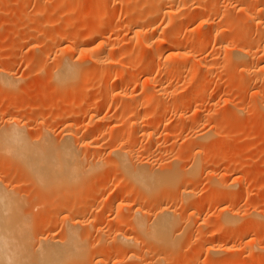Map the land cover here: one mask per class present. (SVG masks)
<instances>
[{
    "label": "rangeland",
    "instance_id": "374dc122",
    "mask_svg": "<svg viewBox=\"0 0 264 264\" xmlns=\"http://www.w3.org/2000/svg\"><path fill=\"white\" fill-rule=\"evenodd\" d=\"M63 1L62 0H39L38 2H36V0H0V127L4 126L8 121H11V120L14 121L13 119H15L16 121H18V123L21 122L23 125L27 126L25 128L28 134H31L30 136L31 139L39 138L35 141H41V138H44V135L46 131L48 130L49 131L53 130L54 134L57 136H61V134L63 135V132H65L63 127L66 125V121L69 120L70 113L78 112L81 110L80 112L82 115H80L79 119L77 120V123L87 124L88 123L87 119L89 118L88 116L92 113L94 114V112L96 114L98 110L97 105H99L100 112L99 111L98 112L100 116L102 118L106 116L107 119L105 118L106 119L105 128L102 129L103 131H101V137L99 138L100 142L98 141L100 145L103 146V148L101 149L102 152H99L100 156L99 154H96L95 152L94 154L93 152H81V153L78 152V155L79 153L82 154L83 156L88 155L89 158H87L86 156L84 157V161L86 164H88L89 162H92L94 157H100L102 160V162L100 161L102 166L99 168L100 170L97 171V173L95 174L97 179L95 178V176L93 178V180L97 182V190H96L97 193L95 191L93 194L96 196V199L97 198L98 199L97 200L94 199L93 203H92V200H89L90 206H88V208L90 211L88 212V214H85L79 218L80 222L83 221L82 225L85 228V233H88V234L90 233L89 235L91 236L90 238L87 237L86 238L87 240L85 242L86 244L85 247L90 248V249L86 248L87 249L85 250L86 253H84L88 259L85 258L86 260L85 259H82V260H85L84 262H86L87 264H92V263L97 264L99 261H102L103 263L105 262L104 264H114L115 262L114 258L113 256H111L113 254L111 253L110 255V252L112 249L114 251L117 246L116 245L117 241H114L116 240V238L114 237L115 233L117 231H121L122 229L123 230L128 229L127 233L130 232L129 235H132L134 237L135 235H133V232H131L132 231L130 229L131 225H130V222L128 221L129 219L130 221L133 219V216H132L133 213L136 210L142 208L143 211L147 210L146 212H149L148 216L151 215L150 217H148L149 221L151 219H153L154 221V218H156L155 212L158 211L157 213H159L161 208L165 207L166 205L167 207L169 206L172 208V210L176 212L178 211L177 213L181 214V215L180 214L177 215L179 216L178 220L181 222L180 223L178 221L180 224V225L178 224V230L180 231V232L178 231V233L180 234L178 242H180V244H178L177 242L176 244L177 246L175 245L176 248L173 251H171L173 253L161 252L162 254L159 253L158 254L159 256L155 255L154 258L152 255H148L147 259L149 262L148 261L145 262L146 258L144 259L143 257L142 258L143 261L142 260L138 261V264H140V262L141 264H144V263L145 264H149V263L150 264H154V263L155 264H216L217 261H218V264H250L255 261L257 262V264H264V105L262 104L264 103V79H262L263 81L262 80L258 81L259 83L258 82L254 83L250 81L247 82V80H245L246 79L245 76H243L241 71L239 72L238 70L237 72L236 71L237 69L236 70L234 69V71L230 70L233 74L229 75V73H231L230 71L228 70L225 71V69H223L222 67H221L222 69L221 70L220 67H218L216 64L215 70L217 69L218 70L217 72H215V75H217L218 72L221 70L220 73L222 75L220 73L219 75L224 80L222 81V84L221 82H219L221 81L222 78L217 76L219 80L217 79L216 81L218 82L215 81V82H212L211 84L204 86L203 89L205 92L204 93L205 96H203L202 97L203 99H201V101L196 106L194 105V107H190L189 104L188 105L185 104L186 106L182 105L184 107L183 108L180 106V104L179 105L176 104L178 102H176L177 100H175V98H177L178 95H180L183 97V99L184 98L186 99V103H187V101H190L192 96L197 92L199 88L198 86L201 85V80L197 82L193 81L192 83L191 81L192 79H190L191 75L189 74L190 72L188 71L190 65L194 63L195 60H198L204 57H210V58H215V61L217 60V62H221L220 61L221 57L222 55L224 56V54L223 53L220 54L221 55L220 57V55H218L220 53L219 50L218 52L216 51L219 45L218 41L215 42L214 41L215 39L212 38L211 40H209L207 38V40L205 39L202 42V40L200 39L201 38L200 34L201 32H205V29H206L205 27H204L205 28L204 31L202 30L204 25L208 28L211 27L209 24L207 25H209L210 27L207 26L206 22L204 23V20H203L204 18L206 20L207 16L209 15V13L208 15L206 14V12H208L209 7H210L207 5L208 4L210 5L211 2L214 1V5L218 7V3H219V5L222 7L223 5L224 6L227 5L229 0L228 1L226 0H194V1L193 0H186V1L180 0L181 2L176 0L177 2H175V4H177L178 7L180 6L181 8L180 7L179 8L181 10L177 9L178 7L175 4L174 5L172 4L170 6L173 8L177 7L176 9L172 8L174 12L173 18L175 20L174 19L171 20L170 17L166 18L168 15H165V13H162V16H161V13H160V15H158L159 17L157 16L155 18L157 20H152L149 23V25L144 23L145 24V25L143 24L145 26L144 28L147 27L146 30L149 27V30L156 31L155 39H150V41H152L150 43H152V48L154 50L159 49L157 56H155L156 54L152 56L153 53L150 52L152 57L149 55L150 57L147 58L148 61L141 59L142 57L140 56L142 55L140 52L141 50L140 48H138L139 46L136 47L138 45V42H137L138 39L136 38V36H134L135 26L132 24L134 23L133 22L134 16L136 18L139 16L147 18L154 11V6L153 4L150 3V2L154 3V1L153 0H147V1L146 0H140V1L139 0H125V2L129 1L127 3L128 6L125 5V7L126 6L127 7L124 8L123 4H120V5L121 6L123 5L122 7L124 11L126 9V12L122 13L123 12L122 7L118 5L119 7L117 6L118 7L117 11L119 13H116L115 15L113 14L107 17L109 23L113 25L115 24L118 28L116 26L115 27L117 29L113 28L112 26L105 28L104 33H102V35H100L98 39L99 41L101 40L109 41L110 39H112L111 38L112 36H114V38L117 36L116 38H118L117 39L118 42L115 43L114 40L116 38L115 39L113 38L112 39L113 41L112 40L109 41V43L112 42L114 45H116L114 46V49H116L117 51L112 50V49L110 50V48L113 47L112 46L113 44L111 45L112 47H110L108 46L109 43H107L106 49L104 51L105 54H106V51L110 53L112 51V54L114 53L119 56V53L120 55L121 54L123 55V53H125L128 50L129 51V52L127 51V53H129L128 56L126 57V55H124V57H126L127 59L130 56V54H131V57L134 56L133 58H135V56L137 58L140 57L138 60L142 64V66L143 67L145 65L146 66L148 65V67L150 66L151 68L150 72H153L152 76H155L153 77L154 79H152V82H151L152 85L158 80L159 67H161V65L162 67H163V64L168 67H171L172 66L171 64L174 65L173 62H176V63L180 62L177 57L173 55L171 56L172 52L169 50L170 43L169 42L163 43L159 40V37L161 35L165 33V35L170 36L172 34V36L175 35L176 37L179 36L180 38L182 36L181 39L185 38V40H189V42H192L193 44L194 42H197L194 44L195 46V47L193 46L194 48L188 46L187 43L186 44L184 43L185 46L183 45L181 46L182 49L186 48L187 46L190 47L191 49L189 48V50L191 52H193L196 49L195 50L196 52L194 51L195 54L192 53L194 58L191 57L192 55H189L190 58L189 57L185 58L184 56H181L180 63H182L181 65L183 67L184 66L186 67V68L184 67V72L182 71L183 74L181 75L183 76V78L182 77L181 78L184 80L181 79L182 82H180L181 84L179 86L180 88L178 92L175 93L174 97L173 96L171 97L168 104H166L167 106L166 107L163 106L167 109L162 107L164 109V110L162 109L163 113L161 110L160 112L161 114L158 112L159 114L156 116L157 113L154 114L156 112L155 106L159 103L160 98L159 99L157 98V100L154 102H149L148 104H146V106L142 108V111H144L142 113H146V112L153 113L152 114L153 117L149 119L150 120L149 122L139 127L140 129L139 128L136 129V130H140V132L135 131L141 137L142 135L144 136L143 131H145L146 129L153 128L155 129L157 139L160 141L159 143L164 144L163 142H165L164 140H166L165 142L166 144H164L165 151L161 152L162 153L161 154L160 152H156L155 150L157 148L156 145L153 148L152 147L147 148L146 146H148L147 145L148 139L146 138V136L145 138L141 137L144 140L142 141L143 145H140V146L141 147L143 146L146 149L144 150L142 148L143 150H141V147H139L140 152L138 153L139 155H142L139 157L142 158L141 159L142 161L144 160L147 161L148 159V161H150V164L152 165L154 163L153 165L156 167L160 166L158 164H161V165H164L165 163L171 164V162L178 161L181 167L186 168V170H188L186 177H183L184 181L182 185L180 184L177 187H171L170 190L172 192L170 193H169V190H166L169 188H166L165 191L163 189L161 190L159 189V191L158 190L156 192L153 191V194L152 192L149 193L148 195L150 196L148 197L151 200H152V197L153 199H157L155 201L152 200L150 202H148L150 199H147L148 201L145 200L144 195L139 196V194H134L132 197L131 205L126 206L125 208H123L122 206L123 204L122 205L120 204L121 201H118V203L120 202L118 204L116 200L114 202L115 204H112L111 206L112 210H111V207H109L110 205L108 204V201H107V198H108L106 197L108 196L107 193L111 191L110 188L114 186L116 181L117 182H119L120 180L123 181L125 176L123 173L122 175L120 174L122 170L119 167L120 165L119 158L121 157H118L116 153H113L115 154V156L117 155L118 157L117 158L112 154V152H109V151L113 147V141H114L113 139L119 134H121L124 130L127 131L126 129L122 131L121 129L123 128L120 129L115 126L118 125L117 120L120 121L119 119L122 116L123 112L127 113L126 110H128V113L130 112L129 109L131 108L130 106L132 105V103L133 105L135 103L138 104V105H135L134 108H136V106L137 108L141 106L142 104L141 98H143L142 92H144L143 86L145 85V82L149 78L148 77L149 72L145 71V73L144 72L137 73V71L136 72L126 71L124 72L125 75L124 74L122 75L123 77H125L124 80L126 81V83L127 81L129 83V85L127 83V87L123 90V92L126 90L127 93H122L121 90L115 91V94H113V92H110L109 99H107L105 95H103V97L102 95H98L94 97L93 99H90L88 96H86L84 98L83 103L78 102L79 104H77V101L74 100V95H72L74 92L73 91L74 89L73 88L69 89L70 90V91L68 90L69 93L65 92L63 91V89L56 86L55 82L51 78L50 71H52L53 66L58 61L59 55L61 56L58 50L60 47L58 46L60 42H59V39H57L56 33L61 29V26L65 23L64 22L65 20L67 21L68 19H71V18L72 19H82L86 16L92 17L93 15H94V18H97V17L104 15L105 10L108 11L110 10V8H113L111 6L114 3V0H103L104 2L100 5V8L99 6H96L95 0H90V2L87 1L85 3L83 2L80 3L81 5L84 4L83 6L78 5L79 1L81 2V0H77V1L74 0L71 3V6L65 5L64 7L62 5ZM182 2H184L183 5H182ZM226 2L227 4H224ZM252 3L255 4L256 1L253 0L251 2L250 0L249 4L251 5ZM103 4L105 5V7L103 6ZM253 4L251 6H253ZM44 5L47 6L46 9L44 10L47 13V15H50L49 17L52 21L51 22L47 21L48 23L45 22V23L39 24L35 22L34 20H32L31 18L34 16V14L37 11L41 13L40 11L43 9ZM181 5L184 7H182ZM200 5L201 7L203 5L205 6L204 8L202 7L203 9H205L204 11L205 13L200 10L202 9L200 8ZM142 6L144 9L142 8ZM136 7H139L140 9L139 8L136 9ZM170 7L168 6L167 8L169 9L167 10H170ZM195 7L197 10L195 9ZM36 8H38L39 10ZM134 9L136 11H134ZM44 10H42V12H44ZM94 10H96L97 12ZM128 10H130V12H128ZM221 10H224V7ZM138 11H140L139 14H138ZM234 13L235 12H233V14ZM240 13L241 12H239V14ZM30 14H32L31 15L32 17L30 16L31 18L29 17ZM143 14H145V16H143ZM235 14H236L235 16L233 15L234 19L236 18L241 19L245 17L243 13L240 15H237V13ZM189 18H192V19H189ZM224 19L219 18L218 22L216 20L217 22L216 26H219L220 28H222V29L218 28L219 30H223L226 27V26L225 27L221 26V25H224L223 22L228 21L227 19L225 20ZM201 23L203 24L202 29H201ZM218 23L219 24L222 23V24L218 25ZM140 24L142 25V23ZM125 26H128V27L131 26V27L128 29V27L126 28ZM235 30L233 29L234 32L237 31ZM167 32H169V34ZM83 33L84 31L82 33H79L80 35L74 36V38L70 36L69 37L66 36L67 38L64 40L65 45L70 46V48L74 47L75 44L79 43V41L83 39L82 38V35H84ZM227 33L229 35L230 34L234 35L232 34V31H227ZM107 34L110 35L109 36L110 38L105 40V38H107ZM237 34L239 36L238 32ZM237 34L235 38H238ZM256 34L257 33L252 35V38L249 39L250 41L248 40V42H245V44L243 42L242 43L239 42V39H238L236 43L238 42L239 43L236 44L234 42L235 44L233 43V46L235 45L237 47L238 45L241 46L243 44L244 46L247 45L249 48L256 47L254 45L258 43L259 41L257 40L260 39L258 34L257 35ZM55 36L57 40L54 39ZM134 40H136L137 45H135ZM208 40L211 42H209ZM204 41H206L207 43ZM188 47L186 48L187 50H188ZM71 53L73 54V52L72 51L69 52V54L72 56ZM234 58L235 57H233V60L236 61V58L235 59ZM188 59H191V62L188 61ZM183 61H187V62L184 63ZM235 61H233V63ZM239 61L240 60H238L235 63L237 64ZM236 64H234V66H236ZM219 66H222V65H219ZM109 69L111 68L106 67L104 70L106 72L107 71L110 72ZM3 72L10 73V80H11L10 84H7L3 81L2 77L4 76L1 75ZM108 72L106 73L107 75H108ZM107 77L106 78L103 77L102 81L100 80L98 82H95L94 86L96 87L100 85L102 90L103 88L106 89L107 80L105 79H107ZM153 80H154V83H153ZM189 80L191 83H189ZM109 81L110 79L108 80V83ZM223 83L224 84L226 83V84L224 85ZM105 89L103 91H105ZM254 92H256V94ZM103 93L106 94L105 92ZM254 94L256 96H254ZM91 102L94 104L97 103L95 105L97 109L93 107L94 104L92 105ZM127 103L128 105L129 104L130 105L128 106ZM155 103L157 104L155 105ZM89 105L92 106V108L89 107ZM101 108H102V111H101ZM182 108L185 110V111L183 110L185 113L187 112V116H186L187 120L186 119L182 120V118L179 116V113L181 112ZM174 110L175 112L180 110V112H177L178 113L177 114L174 112ZM86 113H87V117H86L87 119L84 118V115H86ZM200 113L201 114L210 113L211 115L209 114L210 117L209 118L207 117L205 119L206 121L204 120L206 123L204 121H202V123L199 122L197 126L198 128L196 130H193L191 128V125H193V122L198 118L197 116ZM107 125H108V128L113 126V128L115 127L116 129L114 128V130H112L113 128L111 129L109 128L110 130L108 132ZM92 127L95 128L94 125ZM181 127L183 128L181 129ZM202 130H204V132L205 131L211 132L208 137L209 141L206 139L207 141L205 142L203 141L202 142L200 141L201 143L199 141L197 143L194 142L195 141L194 137L196 138V133ZM81 136H83V132ZM191 141L193 142V144L196 143L197 146L195 147L196 144L193 146L191 144L192 143ZM189 146L191 147L193 146L192 149H194L195 152L193 150L192 152L191 147ZM187 148L188 150H190V152L187 150ZM148 149H150L152 152H150V150L149 152H143L146 150L148 151ZM5 153L3 151H0V179H3L6 183H10L11 188L14 187L16 190H19V192L21 193V197H22L21 201L24 200L22 201L24 202L23 212L27 213V217H23V214H22L21 216L22 220L23 221L29 220L30 227L29 226L27 227L29 229L32 226L33 233L36 232L38 234H42L43 232L40 233V231L42 230L46 233H49L50 235L55 233L53 235L54 236L56 235L55 238L59 239L61 236L60 232L62 233V230H63L62 218L65 217L68 214V212H70L68 211L69 207H67L68 204L66 203L67 193L69 189L67 187H62V188H59L60 190L59 191L57 190L56 192H54V190L51 188H49L48 191L47 189H45L41 193L40 191L39 193L38 191L37 192L34 191L33 186H32L33 183L31 182L32 181L31 176L30 174H28V171H29L28 168L23 163L17 161L16 159H12L10 154H9L10 156L9 157L8 154H5ZM111 154L113 156H111ZM92 155H95V156H92ZM114 157L117 160L116 163L118 162L117 166L115 165L116 163H115ZM178 159H180L181 161ZM138 160L136 162L141 161V160L139 161ZM195 161L197 164L195 163ZM109 163L111 164L114 163V164H112L113 165L112 166ZM98 175H102L103 177L98 176ZM119 177H121L122 179ZM127 178L128 177L126 176V179ZM216 178L220 179L221 181L223 180V182L227 184L226 187L224 184V187L220 188L222 194L218 193L219 195L214 194L216 188L214 190L213 189L214 185H212L211 183V180L216 179ZM190 179H192L194 182L192 180L191 181L193 183L189 181ZM127 180L124 181L125 183L124 182L122 183L126 185ZM195 181H197V183ZM109 185H112V186L108 187ZM102 187H105L103 191L100 190V192H98V189H101ZM173 188L175 189L178 188V190H175L178 193L175 192V194H173L175 195V197L171 196V194L174 193ZM77 190H80L78 194L74 192L73 193L75 197L77 196L79 200L76 201L74 204H77L79 203V201H82L83 195H85V192H86L85 191L86 188L81 185V188L80 186L75 188V191ZM185 190L186 191L191 190L190 192L192 193L194 191L193 196L190 199L187 196H185L186 194L184 195V193L186 192ZM53 193H56L58 195L53 194ZM230 193L234 197L231 195L232 197L231 198L229 197L230 198L229 199L227 194H230ZM212 194H214L215 196ZM155 195H158L159 197ZM75 197H74V200H75ZM181 197H183L182 200H181ZM188 201H190V203ZM224 207L225 209L229 207L231 210L233 209L236 211H239V210L241 211V212L239 211L241 214L240 219L238 220L239 225L236 223L237 226L236 224L234 226H231L236 229L238 236L231 241L228 240L229 234H230L228 232L230 231H226V234H225V231L224 233L222 231V234H221V229L219 228V226L221 225L220 218L225 211ZM199 210L202 212H200ZM194 212L195 214H193ZM200 213H202V215ZM192 214L194 218H190ZM195 215L198 216V219H197V216ZM206 219L207 220L211 219L209 221L211 223L209 222L205 223L207 222ZM49 220L51 221L50 224H49L50 222ZM57 221H58V224H57ZM125 221H127L128 224H126L127 222ZM123 223L126 224L127 226L123 225ZM42 224H43V227L49 225L50 229L49 227L43 228L42 226H39ZM185 225H188L189 227L187 226L188 227L187 228L185 227ZM32 228H31V231H32ZM45 234L43 235V237L53 236V235L50 236L49 234L48 235L46 234L45 236ZM215 244L216 245L219 244L220 246L222 245L221 248L222 250L223 249L224 250L223 251L221 250V252L220 251L217 252V254L212 253L210 249ZM249 247L252 248V250ZM104 249H106V251L108 249L110 252L107 251L106 252L107 254H103V252L105 253ZM128 251L125 253L124 251H122V254L124 255L126 254L125 260L120 261L115 264H131V262L136 263L135 259H132V260L128 259V256L131 255L129 254ZM89 253H90V256H88ZM151 256H152V259H151ZM157 258H160V260H157ZM84 262L82 261L83 264Z\"/></svg>",
    "mask_w": 264,
    "mask_h": 264
},
{
    "label": "bare ground",
    "instance_id": "6f19581e",
    "mask_svg": "<svg viewBox=\"0 0 264 264\" xmlns=\"http://www.w3.org/2000/svg\"><path fill=\"white\" fill-rule=\"evenodd\" d=\"M38 1L36 0V2H38ZM73 1L74 0H64L62 5H63V7L65 5L71 6V3ZM87 1L90 2V0H85V1L81 0V2L79 1L78 5H81L80 3H82V2L85 3ZM95 1H96V3H95L96 6H99V8H100V5L104 2L103 0H95ZM153 1H154V3H152V2H150V3L153 4L154 11L152 10L153 12L147 18H144L141 16L136 18L134 16V19L132 18L134 21L131 20L134 22V23L132 22L133 23L132 25L135 26L134 27V33H135L134 36H136V38L138 39V41H137L138 45L136 44V40H134V43H135V45H137L136 47L139 46L138 48H140V50H141L140 52L142 55L139 54L140 56H142L141 59L146 60V61H148L147 58H149L151 56L150 52L153 53L152 56L155 54H156L155 56H157L159 49L154 50L152 48V43H150V42H152V41H150V39H155L156 31L155 30L154 31L149 30V27L146 30L147 27L144 28L145 27L144 23L149 25V23L152 20H157L155 18L158 15H160V13H161V16H162V13H165V15H168L166 18L170 17L172 20V19H174L173 18L174 17L173 9H176L178 7L177 4H175V2H177L176 0H153ZM178 1H180V0H178ZM226 1H228V0H226ZM249 1L250 0H229L228 4L226 2L224 4H227V5H225V6L223 5L222 7L219 5V3H218V7H217L216 5H214V1H213V2H211V4H213V5H211V4L207 5V6H210L208 12H206V14L208 15V13H209V15L207 16L206 20H205V18L203 20H204V23L206 22V25L209 24L211 26L210 27L209 25H207L211 29L206 27L205 25L203 26V24L201 23V29L203 26V29H202L203 31L205 28L206 29L208 28L209 30L207 29V31H206V29H205V32H201V34H200L201 38L200 39L202 40V42L205 39L207 40V38L209 40H211L213 38V39H215L214 40L215 42L218 41L219 45H218V49L216 48L217 49L216 51L218 52V50H219L220 53L218 55L223 53L224 56L222 55V57H223L222 58L220 55V57H221L220 61L221 62H217V60L215 61V58H210V57H204V58L195 60L194 63H192L190 65L188 71L190 72L189 74L191 75L190 79H192L191 80L192 83H193V81L197 82V81L201 80V85L198 86L199 88H198L197 92L192 96L190 101H187V103H186V99L185 98L183 99L182 96L178 95V97L175 98V100H177L176 102H178L176 104H178V105L180 104L181 107H183L185 104H187V105L189 104L190 107H194V105L196 106L201 101V99H203L202 97L205 96V94H204L205 92H204L203 87L208 85V84H211L212 82H215L217 79L219 80L218 77H221L219 75L220 71L222 70L221 67L223 69H225V71L226 70H228V71L233 70L234 71V69L235 70L237 69L236 70L237 72H238V70H239V72L241 71L243 76H245V78H246L245 80H247V82L250 81V82L255 83V82H258V81L264 79V2H263V0H255L256 3L255 4L252 3L253 6H251L252 4L250 5ZM252 1L253 0H251V2ZM48 2H50V1H48ZM75 2H74V4H75ZM128 2H125V0H114V3L112 2L113 4L111 6L113 8H110V10H108V11L105 10L104 15L97 17V18H94V15H93L92 16L93 18L91 16L90 17L86 16L82 19H72L71 18V19H68L67 21L65 20L64 21L65 23L61 26V29L56 33L57 39H59V42H60V44L58 45V46H60L58 50H59V53L61 54V56L59 55L58 61L53 66L52 71H50L51 72L50 73L51 78L55 82L56 86L63 89V91H65V92H68L69 89H72V88L74 89L73 90L74 92L72 95H74V100L77 101V104H79L81 102L83 103L84 98L86 96H88L90 99H93L94 97H96L98 95H102V97H103V95H105V97L107 99H109L110 92H113V94H115V91L121 90L122 93H127L126 90H125L126 92L125 91L123 92V90L127 87V83H128V81L126 83V81L124 80L125 77H123V75H122V74H124V72H126V71L127 72L128 71L129 72L130 71H135V72L137 71V73L138 72H141V73L144 72L145 73V71L149 72V76H148L149 78L147 79V81L145 82V85L143 86L144 92H142L143 98H141L142 99L141 100L142 101L141 106L139 108H137V106H136V108H134V106L138 105V104L135 103L133 105V103H132V105L130 106L131 108L129 109L130 112L128 113V110H126L127 113L123 112L122 116L120 115L121 116L119 119L120 121L117 120L118 125H116V126L114 125V126L117 128H120V129L123 128V129H121L122 131L124 129H126L127 131L124 130L121 134L116 136L113 139L114 141L112 140L113 141L112 149L110 147L111 150L110 151L108 150L109 152H112V154L116 153L118 155V157H121V158H119L120 159L119 167L122 170V172H120V174L122 175V173H123L125 177H124L123 181H121V180L120 181L118 180L119 182L116 181L114 186H112V185L108 186V187H110V186H112V187L110 188L111 191L107 193V195H108V196H106V197H108L107 201H108V204L110 205L109 207H111L112 204H115L114 202L116 200H117V203H118V201H121V203L120 202L119 203L121 205L123 204L122 205L123 208L131 205L132 197L134 194H139V196L144 195L145 200L148 201L147 199H150L148 197L150 195H148V194L151 192L153 194V191L156 192L157 190L159 191V189L160 190L163 189L165 191L166 188H169L166 190H169V193L172 192L170 190L171 187H177L180 184L182 185V183L184 181L183 177H186V174L188 173L187 172L188 170H186V168L181 167L179 165L178 161L171 162V164H166V163L164 165L158 164V165H160L159 167L154 166L153 165L154 163L151 162V163H153L152 164L153 166H152L150 164V161H148V159H147V161L144 160L146 158H144L143 159L144 161H142L141 160L142 158L139 157L142 155H139V153H138V152H140L139 151L140 150L139 147H141L140 145H143L142 141L144 139H142V138H145V136H146V138L148 139L147 140L148 146H146L147 148H151V147L153 148L156 145L157 148L155 147L156 149L155 148L154 149L156 150V152H160V153L165 151L164 144H166L165 143L166 140H164L165 141V142H163L164 144L159 143L160 141L157 139L155 129H153V128L152 129H146V130L144 129L145 130V131H143L144 133L142 132L144 134V136L142 135L141 136L142 138L135 131L140 132V130H136V129L143 126L145 123L149 122L150 121L149 119L153 117V115H152L153 113H150V112L149 113L146 112L147 114L142 113V112H144V111H142V108L144 106H146V104H148L149 102H154L157 100V98L158 99L160 98L159 99L160 101L158 100L159 103L158 104L155 103V105L156 104L157 105L155 106L156 112L154 114L157 113L156 114V116H157L161 112V110L167 106L166 104H168L171 97L172 96L174 97L175 93L178 92V90L180 88L179 86L181 84L180 82H182L181 79L183 78V76H181V75L183 74L184 67H185V66L183 67L181 65L182 63H180L181 62L180 58H181V56H184L185 58H187V57L190 58L189 55H192L191 57L194 58L192 53H194V51L196 49L193 52H191L189 50V48L193 47L194 44L197 43V42H194V44H193L192 42H189V40H185V38L181 39L182 36H181V38L178 36L179 37L178 38L175 35L172 36V34L170 36L165 35V33L163 35H161L159 37V40L163 43H165V42L170 43L169 50L172 52L171 56L173 55V56L177 57L180 62H177V63L173 62L174 65L171 64L172 65V66L170 65L171 67H168L164 64L162 67V65H161V67H159L158 80L155 82L156 84L154 83V80H153V83L155 84V86H154V84L152 85L151 82H152V79H154L153 77H155V76H152L153 72H150V69H151L150 66L149 67H148V65L147 66L145 65L144 67L142 66V64L138 60L140 58L139 56H138L139 58H137L136 56H135V58H133L134 56L132 55L133 57H131V54H130V56L127 59L126 57L129 54V53H127L128 50L127 51L125 50L126 51L125 53H127V54L123 53V55L121 54L122 56L120 55V53H119V56L114 54V53L112 54V51H111V53L106 51V54H105L104 51L106 49L107 43H109V41H111L114 38V36L111 35L112 39H110L109 41L107 40L108 42L104 41V40L102 41L101 39H100L101 41H99V39H98V37L100 35H102V33H104L105 28H107L109 26L110 27L112 26L113 28L117 27L115 24L113 25V24L109 23L107 17L110 15H113V14L115 15L116 13H119L117 11L118 10L117 8L119 7L118 5L123 4L124 8H126L128 6L127 5ZM183 3L184 2H182V5H183ZM34 4H35V2H34ZM172 4L173 5L175 4L177 7H175V6H174L175 8L170 7ZM189 4H191V3H189ZM42 5H43V3H42ZM46 5H48V4H46ZM83 5H81V6H83ZM125 5H127V6L125 7ZM103 6L105 7L104 4H103ZM143 6H142V8H143ZM168 6L170 7V10H167V9H169V8H167ZM44 7H43V9L42 8H40V9L44 10V9H46L47 6L44 5ZM179 7L177 9L181 8V7L180 8ZM182 7H184V6H182ZM202 7L204 8L205 6L203 5ZM202 7L200 5V8H202ZM223 7H224V10H221V9H223ZM55 8H57V7H55ZM138 8L139 7H136V9H138ZM36 9H38V8H36ZM95 9H97V8H95ZM195 9H196V7H195ZM202 9H200V10L204 12L205 9H203V10ZM42 10L40 11L41 13H39V11H37L33 17L31 16L32 14H30L29 17L31 16L32 18L31 17L30 18L39 24L45 23L47 21L51 22L52 20L49 17L50 15H47L45 10H44V12H42ZM122 10H123L122 13L126 12V9L124 11L123 7H122ZM94 11H96V10H94ZM134 11H136V10L134 9ZM128 12H130V10H128ZM139 12L140 11H138V14H139ZM233 12L237 13V15H240L243 13L245 17L241 18V19H237V18L234 19L233 15L235 16L236 14L235 13L233 14ZM239 12H241V13L239 14ZM91 13H90V15H91ZM143 16H145V14H143ZM163 17H164V15H163ZM218 17L223 18V19L225 18L228 20V21H225L227 23L223 22L224 25H221L222 27L226 26L225 29H223V30H219L222 28H220L219 26H216L217 22L219 21ZM143 18H144V20H143ZM189 19H192V18H189ZM216 20H217V22H216ZM131 21H130V23H131ZM139 22L142 23V25ZM155 23H156V21H155ZM172 23H170V24H172ZM220 24H222V23H220ZM220 24L218 23V25H220ZM123 25H125V24H123ZM126 25H128V24H126ZM125 27L127 28L128 26H125ZM130 27L131 26H129L128 29ZM150 28H151V26H150ZM233 29L234 30L236 29L237 31L235 30L236 32H234ZM239 29H240V31H239ZM83 31H84V33H83L84 35H82L83 39L81 41H79V43L75 44L74 47L70 48V46L65 45L64 40L67 37L70 36V37L74 38V36L80 35L79 33H82ZM227 31H232V34H234V35H231V34L229 35L227 33ZM190 32H192V31H190ZM237 32L239 33V36H238ZM167 33L169 34V32H167ZM235 33L237 34L238 38H235L236 37ZM255 33H257L259 38H260V39L258 38L259 40H257L259 42L254 45L256 47H250L249 48L247 45L244 46L243 44L241 46L238 45L239 47L238 46L236 47L235 45L233 46V43L234 42L236 43V41L238 39H239V42H241V43L243 42L245 44V42H248V40L251 39L252 35H254ZM113 35H114V33H113ZM56 36L54 39H56ZM109 36L110 35L107 34V38L104 37L105 40L109 39L110 38ZM172 37H174L175 40ZM117 39L118 38H116L114 40L115 43L118 42ZM132 39H133V37H132ZM204 42H206V41H204ZM209 42H211V41H209ZM184 43L185 44L187 43L188 46H190V47L187 46L188 50L186 49L187 47L182 49L181 46L182 45L185 46ZM238 43H236V44H238ZM112 44L113 43L111 42L108 45L110 47L113 46L112 48H110V50L111 49L116 50V49H114V46H116V45H114V44L112 45ZM133 48H134V46H133ZM71 49H73V50H71ZM70 51L73 52V54L71 53L72 56L69 54ZM107 53H108V55H107ZM124 55H126V57H124ZM122 57H124V58H122ZM220 57H219V59H220ZM233 57L236 58V61L233 60ZM219 59H218V61H219ZM238 60H240V61L236 64L235 62H237ZM188 61L191 62V59H188ZM233 61H235V62L233 63ZM183 62L186 63L187 61H183ZM216 64L221 69V70L219 69L220 71L218 72V74L216 73L217 75H215V72H217V70H218V69L215 70ZM234 64H236V66H234ZM219 65H222V66H219ZM106 67L111 68V69H109L110 72L107 71L108 75L106 74L107 72L104 70ZM230 74H233V73L231 72V73H229V75ZM1 75L4 76V77H2V79L5 83H7V84L11 83L10 73L3 72ZM107 76H109V77H107ZM103 77H105V78L107 77V79L104 78L105 80H107L106 81L107 82L106 89L102 87L103 90L105 89V91H103L101 89L100 85L96 86V87L94 86V83L98 82L100 80L102 81ZM188 77H189V75H188ZM108 78L110 79L109 83H108V80H109ZM236 78H238V77H236ZM182 80H184V79H182ZM222 81H224L223 78L219 82H221V84H222ZM196 82H195V84H196ZM216 82H218V81H216ZM189 83H191L190 80H189ZM248 84H250V83H248ZM128 85H129V83H128ZM195 86H197V85H195ZM103 92H105L106 94H104ZM254 93L256 94V92H254ZM255 94H254V96H256ZM120 97H121V95H120ZM131 98H133V97H131ZM131 98H130V100H131ZM105 101H107V100H105ZM132 102H133V100H132ZM137 102H139V101H137ZM129 103H131V102H129ZM93 104L94 103H92V105ZM96 104L97 103H95L93 106V107H95V109H97L95 106ZM259 104H260V102H259ZM262 104L264 105V103H262ZM127 105H128V103H127ZM97 106H98V110H97L96 114H95V112H94V114L92 113L93 115L90 114L91 116L89 115L88 119L86 118L87 113H86V115H84V118L88 120L87 124L77 123V120L79 119L80 115H82L80 112L81 110L78 112L70 113L69 114V120L66 121V125L63 127L65 130V132H63V135L61 134V136H57L54 134L53 130H51L52 131L51 132L48 129H46L49 131V133H48V131H46L47 134L44 132L46 136L44 135V138H41V141H35V140L39 139V138H36V136H35L36 139H34L33 137H32L33 139H31L30 138L31 134H28V132L26 131V128H25L27 126L23 125L21 122H20L21 124L18 123V121H16L15 119H13L14 121H12V120L8 121L4 126L0 127V151H3L4 153L6 152L5 154H8V156L10 154L12 159H16L17 161L23 163L28 168V170H29L28 174H30V176H31V180H32L31 182L33 183V185L32 184L31 185L33 186L34 191H36V192L38 191V193L40 191V193H41L45 189H47V191H48L49 188H51L54 190V192H56L57 190L58 191L60 190L59 188L67 187L69 190L67 193V198H66L67 202L66 203L68 204L67 207H69L68 211H70V212H68L67 215L65 214L66 215L65 217L62 216L63 217L62 218L63 230H62V233L60 232L61 236L59 239L55 238L56 235L55 236L53 235L55 233L52 234L53 236L50 235L49 233L42 231V230L40 231V233L43 232L42 234H38L36 232L33 233L32 226H31L32 231H31V228L28 229V227H27V226H29V220L27 219L28 221H23L21 218L22 214H23V217H27V213L23 212V203L24 202H22V201H24V200L21 201V199H22L21 193L19 192V190H16L14 187H13L14 189L11 188L10 183H6L3 179H0V264H83L82 261L84 262L86 260L85 258H87V256L84 253H86L85 250L90 249V248L85 247V245H86L85 242L87 240L86 238L87 237L90 238L91 236L89 235L90 233L89 234L85 233V228L82 225L83 221L80 222L79 218L85 214H88V212L90 211L88 208V206H90L89 200H92V203H93L94 199L95 200L98 199V198L96 199V196L93 194L97 190V182L95 180H93V178H94L95 174L97 173V171L100 170L99 168L102 166V164H101L102 160L100 157H94L92 162H89L88 164H86L84 161V157L86 156L85 153H84L85 156H83L80 153L81 152H93V154H94V152H95L96 154H99V156H100L99 152H102L101 149L103 148V146L100 145V143H99L100 139L99 138L101 137V131H103L102 129L105 128V123H106L105 121L107 118H106V116H104V118H102L100 116V114H99L100 108H99V105H97ZM163 106H165V107H163ZM79 107H80V105H79ZM89 107L92 108V106H90V105H89ZM176 107H177V105H176ZM183 108H182L181 112H180V110L177 112H180L179 116L182 118V120L183 119L187 120V117H186L187 112L185 113L184 112L185 110ZM165 109H167V108H165ZM254 109H255V107H254ZM163 110H162V113H163ZM101 111H102V108H101ZM172 111H173V109H172ZM174 112H175V110H174ZM177 112H175V113H177ZM209 114L208 113L207 114H201L200 113V114H198V116L196 114V116L198 118L196 117L197 119L193 122V125H191V128L193 130H196L198 128L197 127L198 123L199 122L202 123V121H204L207 117L209 118L210 117ZM184 123H185V121H184ZM150 124H151V122H150ZM93 125L95 126V128L92 127ZM43 128H45V127H43ZM109 128L111 129V128H113V126L109 127ZM109 128L107 125L108 132L110 130ZM114 128L112 130H114ZM182 128L183 127H181V129ZM142 130H143V128H142ZM82 132H83V136H81ZM134 133L136 134V136ZM210 133L211 132H207V131L204 132V130L197 132L196 138L194 137V140H195L194 142L197 143L198 141L199 142L200 141L205 142L207 140L209 141L208 137H209ZM236 134H238V133H236ZM196 143L193 144V142H192L191 144L194 146ZM193 146L192 147L189 146V147H191V151L192 150L194 151V149H192ZM196 146H197V144L195 145V147ZM142 148L144 150L146 149L145 147L142 146L141 150H143ZM149 150L150 149H148V151L146 150L143 152H149ZM187 150H188V148H187ZM188 151L190 152V150H188ZM188 151H186V152H188ZM78 152H80L79 153L80 156L78 155ZM150 152H152V151L150 150ZM112 154H111V156H113V155L115 156V154H113V155ZM148 154H150V153H148ZM117 155L115 157H117ZM92 156H95V155H92ZM86 157L89 158L88 155ZM232 158H234V157H232ZM138 159L141 161L136 162ZM9 160H11V159H9ZM155 160H157V159H155ZM178 160H180V159H178ZM116 161L117 160L115 158V163H116ZM195 163H196V161H195ZM109 164L112 165L114 163H112V164L109 163ZM117 164H118V162L115 165L117 166ZM98 176L103 177L102 175H98ZM126 176L128 177L127 178L128 180L126 179ZM95 178H96V176H95ZM99 178H98V180H99ZM119 178H121V177H119ZM122 178H123V176H122ZM125 179L127 180L126 185L122 183V182L126 181ZM191 180L192 179H190L189 181H191ZM193 180H194V178H193ZM110 181H112V180H110ZM195 182L197 183V181H195ZM211 183H212V185H214L213 189L215 190V188H216L215 192L213 191L214 194H218V193L222 194L220 188L224 187L225 183L223 182V180L221 181L220 179L216 178V179L211 180ZM107 184H108V182H107ZM81 185L86 188L85 195H83L82 201H79V203L74 204L76 201L79 200L77 198V196L75 197L74 193L78 194L79 191L82 190V189H80V190L75 191V188H77L78 186H80V188H81ZM226 185L227 184H225V187H226ZM104 188L105 187L98 189V192H100V190L103 191ZM217 189H219V190H217ZM163 190H162V192H163ZM173 190H174V193H172L171 196L175 197V195H173V194H175V192H176L175 190H178V188L177 189L173 188ZM190 191H186L184 193V195L186 194L185 196H187L189 199L193 196V193H194V191H193V193ZM216 191H218V192H216ZM49 193H50V191H49ZM96 193H97V191H96ZM176 193H178V192H176ZM231 193L227 194L228 198L229 197L231 198L234 195L233 193H232L233 195ZM53 194H56V193H53ZM214 194H212V195H214ZM56 195H58V194H56ZM155 196L159 197L158 195H155ZM74 197H75V200H74ZM187 197H186V199H187ZM182 198L183 197H181V200H182ZM212 198H213V196H212ZM229 199H228V201H229ZM152 200L155 201L157 199H153V197H152ZM152 200L150 199L148 202H150ZM188 202L190 203V201H188ZM87 204H89V205H87ZM145 204H146V202H145ZM114 208H115V206H114ZM230 208H231V206H230ZM230 208L227 207L225 209V207H224L225 211L220 218L221 219L220 220L221 225L219 226V228L221 229V234H222V231H223V233L225 231V234H226V231H230V232H228V233H230L228 240L231 241L238 236L236 229L234 227H231V226H234L236 223L238 224V220L240 219V215H241L240 212L241 211L239 209L238 210L240 212L233 210V209L231 210ZM111 210H112V207H111ZM119 210H120V208H119ZM146 211L147 210L143 211L142 208L138 209L133 213V215H132L133 219L131 221H130V219L128 220L130 222V225H131V227H130V229L132 230L131 232H133V235H135L134 237L132 235H129L130 232L127 233L128 229L123 230L121 227L120 228L122 230L119 228L121 231H117L115 233L114 237L116 238V240H114V239L113 240L117 241L116 249L114 251L112 249L111 252L109 251L110 250L109 248H108L109 250L107 249V251L110 252V255H111V253L113 254L111 256H113V258H114V261H115L114 264L125 260L126 254L125 255L122 254V251H124V253H125L129 250L128 252L131 255L128 256V254H127L128 259L129 260L135 259L136 263L133 262L134 264H138V261H141V260L143 261V259H142L143 257H144V259L146 258L145 262L148 261V259H147L148 255H152L154 258L155 255L159 256L158 255L159 253L162 254L161 252L173 253L171 251H173L176 248V246H177L176 244L179 241V236H180V234L178 233V231H179L178 230V224L180 221L178 220L179 216H177L180 213H177L178 211L176 212V211L172 210L171 207H169V206L167 207L165 205V207L161 208L159 213H157L158 211L155 212L156 218H154V221H153V219H151L149 221L148 217H150L151 215L148 216L149 212H146ZM200 212H202V211H200ZM193 214H195V212ZM193 214H192V216H190V218H194ZM200 214L202 215V213H200ZM201 215H199V216H201ZM195 216H197V215H195ZM197 219H198V216H197ZM210 220L208 219L207 222H205V223H208ZM151 221H153V222H151ZM125 222H127V221H125ZM50 223H51V221L49 222V224ZM66 223H67V225H66ZM209 223H211V222H209ZM57 224H58V221H57ZM126 224H128V222ZM126 224L123 223V225L127 226ZM237 224H236V226H237ZM39 226L43 227V224L39 225ZM187 226L188 225H185V227H187ZM48 227H49V225L44 226L43 228H48ZM204 227H206V226H204ZM125 228H127V227H125ZM187 228H186V230H187ZM202 228H203V226H202ZM49 229H50V227H49ZM183 230H184V228H183ZM45 233L47 235L49 234L52 237H49V236L43 237V235ZM218 233H219V231H218ZM46 234H45V236H46ZM57 237H59V236H57ZM252 241H254V240H252ZM114 243H116V242H114ZM178 244H180V242H178ZM221 247H222V245L220 246L219 244H217V245L215 244L211 247V249L210 248L209 249H210V251H212V253L217 254V252H219V251L221 252V250H222ZM251 247H253V246H251ZM226 249H228V248H226ZM250 249L252 250V248H250ZM104 251H105V253L103 252V254H107L106 249H104ZM175 251H174V253H175ZM145 255H146V257H145ZM88 256H90V253ZM152 256H151V259H152ZM82 259H85V260H82ZM154 260H156V259H154ZM157 260H160V258H157ZM99 262H98L99 264L105 263V262L103 263L102 261H99ZM159 262H161V261H159ZM162 262H163V260H162ZM133 263L131 262V264H133ZM84 264H87V263L84 262ZM140 264H141V262H140ZM216 264H218V261ZM250 264H257V262L255 261V262L250 263Z\"/></svg>",
    "mask_w": 264,
    "mask_h": 264
}]
</instances>
